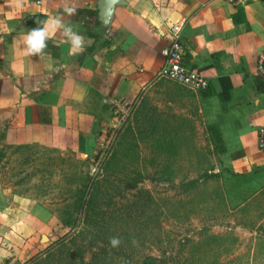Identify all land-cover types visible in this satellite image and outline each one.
Here are the masks:
<instances>
[{"label": "crops", "instance_id": "obj_1", "mask_svg": "<svg viewBox=\"0 0 264 264\" xmlns=\"http://www.w3.org/2000/svg\"><path fill=\"white\" fill-rule=\"evenodd\" d=\"M97 2L23 0L17 7L14 0H0L2 155L20 149L16 152L58 162L69 156L88 158L103 145L105 130L115 126L116 112L146 91L165 98L163 116L178 123L171 133L222 140L220 158L243 151L231 159L236 171L264 164V150L257 143L264 125V78L257 72L258 56L264 52V0L237 5L230 0H125L82 54L69 56V44L57 31L43 56L24 55L22 37L43 26L41 15L44 21L60 16L87 40L82 25L63 9L97 8ZM182 19L184 64L208 79L203 92L153 80L163 64L169 27ZM221 77H228L232 86L225 99ZM13 186L0 185V264L13 261L12 255L21 259L37 251L39 231L32 218L39 214L36 208L31 212L28 200L24 209L7 206Z\"/></svg>", "mask_w": 264, "mask_h": 264}, {"label": "rangeland", "instance_id": "obj_2", "mask_svg": "<svg viewBox=\"0 0 264 264\" xmlns=\"http://www.w3.org/2000/svg\"><path fill=\"white\" fill-rule=\"evenodd\" d=\"M145 92L105 130L101 144L109 151L99 173L91 167L102 147L60 162L20 149L0 153V185L14 184L7 206L29 202L39 214L32 218L37 251L12 255L14 264H90L99 256V264H142L146 257L161 264H264V164L236 171L230 163L239 157L218 156L222 140L171 133L178 123L163 116L165 98ZM133 183L144 192L129 191ZM81 196L92 202V215L102 212L106 227L83 226Z\"/></svg>", "mask_w": 264, "mask_h": 264}, {"label": "built area", "instance_id": "obj_3", "mask_svg": "<svg viewBox=\"0 0 264 264\" xmlns=\"http://www.w3.org/2000/svg\"><path fill=\"white\" fill-rule=\"evenodd\" d=\"M245 0H230L234 5L242 4ZM186 23L182 19L169 27V44L163 50V64L156 72L153 80H166L180 85L192 92H203L209 87L208 79L195 69L188 68L184 64V47L181 42V32ZM257 72L264 78V52L260 53L257 60ZM257 143L260 150H264V125L258 129ZM102 150L95 164L92 165V174L99 173L109 151L108 146L102 145ZM4 264H14L9 261Z\"/></svg>", "mask_w": 264, "mask_h": 264}, {"label": "clouds", "instance_id": "obj_4", "mask_svg": "<svg viewBox=\"0 0 264 264\" xmlns=\"http://www.w3.org/2000/svg\"><path fill=\"white\" fill-rule=\"evenodd\" d=\"M23 0H14L17 7L22 6ZM63 12L68 16L75 15L77 9L65 6ZM61 31L64 37L63 43L69 44V56H77L84 52L86 45H91V38L85 39L84 36L75 31L71 24L65 23L60 16L49 15L43 21L42 27L30 29L27 34L22 37L23 52L25 56H43L44 50L47 48V41L57 32ZM110 245L115 248L121 243L118 237H112L109 241Z\"/></svg>", "mask_w": 264, "mask_h": 264}, {"label": "trees", "instance_id": "obj_5", "mask_svg": "<svg viewBox=\"0 0 264 264\" xmlns=\"http://www.w3.org/2000/svg\"><path fill=\"white\" fill-rule=\"evenodd\" d=\"M42 21L41 23H43L45 16H40ZM73 21L76 23H79L82 25L83 29H84V34L92 39H96L98 37V29L99 28H106V23L107 20L103 19L99 16V12L97 10V8H86V9H79L77 10L76 14L73 15ZM220 85H221V97L223 99L227 98L229 95V92L232 88L231 86V82L229 80L228 77H221L220 78ZM263 89V87H262ZM243 156V151L240 153H234V155H232L233 158H237ZM114 164V161L112 162ZM129 191H133L136 190V192L138 193H143L144 191H142L140 188H137L136 183L130 184L128 186ZM82 199V196L80 197V200L77 203V208L81 211L83 210L82 214L85 211V216H84V220H83V226L88 227V228H98L100 229L101 227H106L108 223H105L104 220V215L102 214V212L100 213V215L98 216V213L96 214L95 212H93V215L91 214V207H92V202H88V204H86V202H84ZM138 201H141V198L138 199ZM86 209V210H85ZM80 211V212H81ZM131 213V212H130ZM129 212L127 214H125V217H121L122 223L126 224L129 222V220H131V214ZM82 222V221H81ZM104 225V226H102ZM96 256H99V254H97ZM100 257V256H99ZM97 257L96 259L98 260ZM97 260H93L90 264H99L97 262ZM142 264H161V261L158 259H154L152 257H146ZM164 264V263H162Z\"/></svg>", "mask_w": 264, "mask_h": 264}, {"label": "water", "instance_id": "obj_6", "mask_svg": "<svg viewBox=\"0 0 264 264\" xmlns=\"http://www.w3.org/2000/svg\"><path fill=\"white\" fill-rule=\"evenodd\" d=\"M123 5H125V0H98L97 10L99 16L107 20L105 24L106 27H108L111 22L115 8ZM43 240H46V238L43 237Z\"/></svg>", "mask_w": 264, "mask_h": 264}]
</instances>
